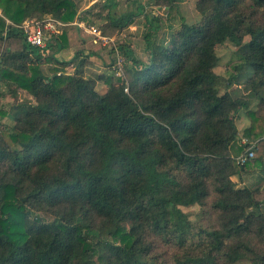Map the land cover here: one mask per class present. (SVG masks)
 Segmentation results:
<instances>
[{
  "label": "trees",
  "instance_id": "16d2710c",
  "mask_svg": "<svg viewBox=\"0 0 264 264\" xmlns=\"http://www.w3.org/2000/svg\"><path fill=\"white\" fill-rule=\"evenodd\" d=\"M154 2L172 23L183 0ZM117 6L102 4L115 31L141 14L149 28L147 61L119 46L132 65L115 83L85 76L95 54L86 47L58 59L65 31L44 48L27 41V21H87L75 0H0V100H13L0 105L13 122L0 124V264H168L162 242L175 250L172 264H264L263 204L233 180L264 179V118L230 91L242 84L264 103V0H197L200 20L169 24L161 43L163 16L149 18L143 3L117 15ZM227 42L241 71L230 78L215 72ZM242 109L251 120L243 135L256 144L239 165ZM209 200L214 225L184 229L179 207Z\"/></svg>",
  "mask_w": 264,
  "mask_h": 264
},
{
  "label": "rangeland",
  "instance_id": "374dc122",
  "mask_svg": "<svg viewBox=\"0 0 264 264\" xmlns=\"http://www.w3.org/2000/svg\"><path fill=\"white\" fill-rule=\"evenodd\" d=\"M79 6L81 16H85L87 21L85 23L88 25L95 26L99 28L103 34L106 36L112 37L114 39L115 45L119 48L121 44H127L134 51L137 58L143 61H147L148 59V51H147V41L145 39V35L148 32L149 21L146 19L145 14H141L136 18L135 24L125 28L123 30L115 31L111 26L110 22L106 19V11H102V4L105 0H75ZM118 2V6L114 11L117 15L135 11L137 12V7L143 3L147 7L146 13L149 14V18L153 17V14L150 12L154 11L157 15L163 16V27L160 29L159 34L157 35V41L161 43L163 39L169 40L171 35V29H169L168 25H174L175 27L179 26L182 23V19L188 24H194L198 20H200V15L196 10L197 0H183V2L178 7V13H176V17L170 23L166 18V8L164 6L155 5L154 0H116ZM100 15V16H99ZM76 34V33H75ZM78 36L74 37L73 42L77 41ZM250 40L249 37L245 39V42ZM92 47V44H81L80 47ZM97 52L102 54V58L104 59L102 62L98 61L92 62L88 61L86 67L84 69L85 76L93 79H97L99 76H106L110 80L116 83L117 76L113 70V65H111V61L115 59V49L113 46L107 45H96ZM238 48L234 46L232 43L227 42L217 49V54L220 57V62L218 67L215 69V72L218 75H221L224 78H230L231 76L241 74V71L238 70L236 72L237 66H239V57L237 56ZM74 55V54H73ZM131 62L126 63L125 67H131ZM126 77V74H125ZM0 89L2 91L6 90L3 82H0ZM97 91L101 96H105L108 90V83L105 81L97 82ZM230 91L237 97H242L246 101L250 102V109H252L257 117L264 118V103L259 102L255 98L249 99V95H246V91L244 90V85L235 84L230 88ZM129 92V90H128ZM225 92L224 90L222 93ZM13 103V100L6 95L4 98L0 100V105L3 108H9V106ZM0 124L4 125H13L11 119L9 117H1L0 116ZM236 124L240 133V137L242 140V144H248L246 150L252 147V145L256 144L254 141H248V139L243 135V132L246 128H248L251 124V120L248 116L246 110H240L237 114ZM255 147V146H254ZM262 174L255 172L251 174H244L242 178L234 177L233 180L237 182L239 187H248L252 189H256V199L263 204L262 208L264 210V179H261ZM211 201L209 200L205 206L194 205L190 207H179V215L182 227L186 229L188 225L194 224L196 226L208 228L210 225H214L213 222H216L217 215L214 210L210 206ZM45 218L51 220V215L45 214ZM158 252L163 257L161 260L168 262V264H172V255L175 253V250L172 249L171 246L166 245L162 242L158 248ZM242 264H249L247 262H242Z\"/></svg>",
  "mask_w": 264,
  "mask_h": 264
},
{
  "label": "built area",
  "instance_id": "2783aa9c",
  "mask_svg": "<svg viewBox=\"0 0 264 264\" xmlns=\"http://www.w3.org/2000/svg\"><path fill=\"white\" fill-rule=\"evenodd\" d=\"M2 16V11L0 9V17ZM67 25L49 17L45 19L43 22L37 20L27 21L22 25V29L27 37L28 43L32 46L44 48L46 46L47 40L52 36H57L62 34L63 29ZM79 30H82L88 33L91 36L92 43L94 45H111L115 50V63L113 66V70L117 78H125V58L121 55L119 48L115 45L114 39L112 37L106 36L102 33V31L92 25H87L85 21H76L74 23ZM125 91L128 92V89ZM254 144L252 147L247 149L243 155L238 157L237 163L239 165H244L247 161L251 160L254 157Z\"/></svg>",
  "mask_w": 264,
  "mask_h": 264
},
{
  "label": "crops",
  "instance_id": "0c3cea01",
  "mask_svg": "<svg viewBox=\"0 0 264 264\" xmlns=\"http://www.w3.org/2000/svg\"><path fill=\"white\" fill-rule=\"evenodd\" d=\"M7 22L9 21L7 20ZM75 22L71 24H66L67 26L63 29V32L65 31L67 33V37L69 41V48L57 54L58 59L60 61L70 60L74 56L73 54L75 53V50L78 48H81L82 47V46L80 47L81 44L86 43V44H92L91 48L90 47L87 48L88 50L86 51V54H88L89 50H92L95 52V54L90 58V60L96 63H98V61L102 62L104 60L102 58V54L97 52V46L92 43L91 36L88 33L82 30H79L76 26H74ZM76 35L78 36L76 38L78 40L73 42L74 37H76Z\"/></svg>",
  "mask_w": 264,
  "mask_h": 264
}]
</instances>
